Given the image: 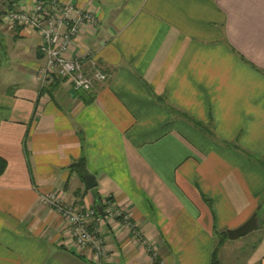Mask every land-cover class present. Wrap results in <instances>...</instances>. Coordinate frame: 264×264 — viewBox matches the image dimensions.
I'll list each match as a JSON object with an SVG mask.
<instances>
[{
  "label": "crops",
  "instance_id": "crops-1",
  "mask_svg": "<svg viewBox=\"0 0 264 264\" xmlns=\"http://www.w3.org/2000/svg\"><path fill=\"white\" fill-rule=\"evenodd\" d=\"M57 1L95 15L67 56L92 52L105 79L40 85L37 36L0 23V264H97L39 201L52 191L127 215L98 222L113 264H210L218 240L225 264L220 236L252 212L242 264H264V0Z\"/></svg>",
  "mask_w": 264,
  "mask_h": 264
},
{
  "label": "built area",
  "instance_id": "built-area-1",
  "mask_svg": "<svg viewBox=\"0 0 264 264\" xmlns=\"http://www.w3.org/2000/svg\"><path fill=\"white\" fill-rule=\"evenodd\" d=\"M0 23L8 30L25 28L37 36L36 47L44 58L36 72L40 85L60 78L74 91L88 92L96 82L105 79L92 52L86 50L75 57L67 56L69 47L96 26L93 12L57 0L19 1L1 9ZM38 199L62 217L70 247L76 251L86 250L88 257L97 264H113L106 254L98 222L116 218L128 226V217L114 206L108 195L99 198L100 213L85 202L76 206L65 204L54 191L41 193Z\"/></svg>",
  "mask_w": 264,
  "mask_h": 264
},
{
  "label": "rangeland",
  "instance_id": "rangeland-1",
  "mask_svg": "<svg viewBox=\"0 0 264 264\" xmlns=\"http://www.w3.org/2000/svg\"><path fill=\"white\" fill-rule=\"evenodd\" d=\"M4 7H2V8H4ZM12 66H15V64H13ZM8 77L9 78H6V79L7 80L10 79V81H13L15 78H17V76H15L14 73L10 74ZM260 213H261V211L259 212V215H260ZM251 234L252 233H247L245 235H242V236H240V237H238L236 239H233V240L229 241L228 244H230V245L227 246L226 248H224V255L230 253L231 254V258H230V260L229 259L224 260L225 264H230V262L232 263L234 256L237 258V261H236L237 264H242L243 263L244 256L249 251L250 246H251V244L254 241V237L251 236ZM217 248H218V243L215 241L213 249L216 251Z\"/></svg>",
  "mask_w": 264,
  "mask_h": 264
},
{
  "label": "water",
  "instance_id": "water-1",
  "mask_svg": "<svg viewBox=\"0 0 264 264\" xmlns=\"http://www.w3.org/2000/svg\"><path fill=\"white\" fill-rule=\"evenodd\" d=\"M82 178L84 180L85 189H91L92 187L95 186L96 182L92 175L84 174L82 175ZM94 207L97 213L101 212V206L98 203ZM256 225H257L256 213L252 212L245 221H243L241 224H239L235 228L226 229L225 236L228 239H236L252 231L256 227Z\"/></svg>",
  "mask_w": 264,
  "mask_h": 264
},
{
  "label": "trees",
  "instance_id": "trees-1",
  "mask_svg": "<svg viewBox=\"0 0 264 264\" xmlns=\"http://www.w3.org/2000/svg\"><path fill=\"white\" fill-rule=\"evenodd\" d=\"M5 166H6V161L2 157H0V174L5 169ZM68 167H69V170L70 171H73L74 173H76L80 178L85 173L84 160H83L82 157L78 158L74 162H71ZM98 201H99V197H97V203H98ZM225 237H226L225 234L222 233V235L220 236V239H223ZM217 243L219 245V240H218ZM210 264H217V261H216V251L214 249L211 252Z\"/></svg>",
  "mask_w": 264,
  "mask_h": 264
}]
</instances>
